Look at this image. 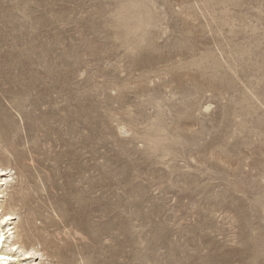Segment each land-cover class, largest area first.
I'll use <instances>...</instances> for the list:
<instances>
[{"label": "rangeland", "instance_id": "obj_1", "mask_svg": "<svg viewBox=\"0 0 264 264\" xmlns=\"http://www.w3.org/2000/svg\"><path fill=\"white\" fill-rule=\"evenodd\" d=\"M0 166L31 264H264V0H0Z\"/></svg>", "mask_w": 264, "mask_h": 264}, {"label": "bare ground", "instance_id": "obj_2", "mask_svg": "<svg viewBox=\"0 0 264 264\" xmlns=\"http://www.w3.org/2000/svg\"><path fill=\"white\" fill-rule=\"evenodd\" d=\"M13 180L11 169L8 167H1L0 166V264H26L24 260H30L31 263H35V260L39 257L42 258L45 253L41 252L40 249L35 247V245L31 242L29 243H22L18 236H16V226L14 224V220L18 217L17 212L14 207H10L9 209H4L2 205V199L5 197L6 187L11 183ZM4 187V188H3ZM69 215H66L68 217ZM72 217V216H71ZM75 222V226L80 228L79 225V218L77 216L72 217ZM62 219V218H61ZM68 219V218H67ZM66 218L63 217L62 224L60 221H52L53 225H56V228H60V224L62 227H66L68 224L65 221ZM61 227V228H62ZM28 231L29 236L28 239L32 237V229L29 228ZM32 234V235H31ZM49 242V240H47ZM47 242V243H48ZM54 242V241H53ZM51 243V241L49 242ZM52 244V243H51ZM54 249L52 251L51 256L57 263H66L68 257V249L65 250L67 244H53L50 245ZM24 258V259H23ZM36 258V259H34ZM24 261V262H23Z\"/></svg>", "mask_w": 264, "mask_h": 264}]
</instances>
